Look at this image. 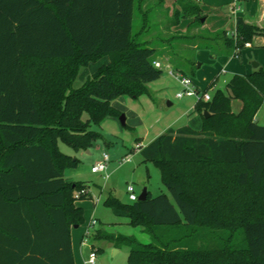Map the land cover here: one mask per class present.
I'll return each instance as SVG.
<instances>
[{"label": "trees", "instance_id": "16d2710c", "mask_svg": "<svg viewBox=\"0 0 264 264\" xmlns=\"http://www.w3.org/2000/svg\"><path fill=\"white\" fill-rule=\"evenodd\" d=\"M133 6V0H0V264H73L70 229L82 222L73 200L88 192L64 180L61 169L77 161L57 141L87 150L95 139L91 123L119 116L112 101L137 99L160 77L156 49L133 41ZM172 16L173 26L183 17L199 25L204 17L192 0L179 1ZM209 38L220 41V53L238 56L264 38V28L236 17L231 34ZM101 56L107 63L73 88L78 68ZM232 98L241 102L238 113L230 110ZM263 101L258 66L232 75L225 93L196 101L200 131L169 128L138 146L170 198L146 191L143 201L127 205L107 196L104 205L141 226L150 242L102 230L93 238L127 247L128 264H264V125L254 121Z\"/></svg>", "mask_w": 264, "mask_h": 264}, {"label": "rangeland", "instance_id": "374dc122", "mask_svg": "<svg viewBox=\"0 0 264 264\" xmlns=\"http://www.w3.org/2000/svg\"><path fill=\"white\" fill-rule=\"evenodd\" d=\"M133 1V41L156 49L158 56L155 61L162 64L160 77L147 83V93L138 95L137 99L121 97L112 101L111 106L119 116L125 117L124 126L120 125L119 116H106L99 124L91 123L89 129L95 139L87 150L74 151L57 141L58 150L77 161L75 166L61 169L63 177H71L70 182L84 184L88 192L87 197L73 200L74 205L82 209V222L71 230L75 264H87L91 252L95 254L92 264H128L127 247H116L108 240L94 239L97 230L113 236L133 237L144 244L150 242L141 226L133 227L127 219L113 215L104 205V200L112 196L120 203L131 204L126 193L128 185L133 187L137 197L144 188L150 197L164 193L170 198L155 164L142 161L139 153L129 150L136 147L138 141L147 145L169 128L188 126L194 131L202 128L201 115L194 109L197 99L175 97L181 87L180 74L172 68L173 61L176 59L199 92L206 89L209 96L216 90L225 93V85L232 75L245 74L252 69L254 62L264 71V47L258 46L260 40L247 45L235 56L220 53V41L209 38L215 32H230L236 17L251 16L255 0H239L235 13L227 0H192L201 7L203 22L191 24L193 19L183 17L178 26L172 25V13L181 0ZM171 54L176 56L175 59ZM106 62L107 57L101 56L81 65L72 87H80ZM240 108L241 102L232 98L230 110L238 113ZM254 117L259 125H264V101ZM85 118L82 117L83 120ZM104 153L109 157L104 172L91 173V165ZM124 159L127 160L123 162ZM91 220L95 224L88 227Z\"/></svg>", "mask_w": 264, "mask_h": 264}, {"label": "built area", "instance_id": "2783aa9c", "mask_svg": "<svg viewBox=\"0 0 264 264\" xmlns=\"http://www.w3.org/2000/svg\"><path fill=\"white\" fill-rule=\"evenodd\" d=\"M153 65L157 68H162V65L157 62V61H154L153 62ZM169 67V66H168ZM167 67V69H168ZM171 73V71H169ZM179 80V84H180V87H181V90L178 91L176 94H175V97L178 98V99H181L185 96L187 97H195L198 101V100H202V101H208L210 99V96L207 95V93H202V92H197L196 91V87L194 86L193 82L189 79V77L187 76H180V78L178 79ZM109 160V157L107 154H102L100 156L99 159L95 160V162L91 165L90 167V172L95 174V173H103L105 168H106V164ZM127 159H124L122 160L123 162L126 161ZM85 190H81L77 193H75L74 197L75 198H78L79 195L81 194H85ZM126 193H127V196H128V200L130 202H134L137 200V196H135L134 194V190H133V187L131 185H128L126 187ZM95 224V221L91 220V222L88 224V227L92 226ZM88 231V230H86ZM87 233V232H86ZM94 259H95V254L93 252H91L89 254V257H88V260H87V264H92L94 262Z\"/></svg>", "mask_w": 264, "mask_h": 264}, {"label": "crops", "instance_id": "0c3cea01", "mask_svg": "<svg viewBox=\"0 0 264 264\" xmlns=\"http://www.w3.org/2000/svg\"><path fill=\"white\" fill-rule=\"evenodd\" d=\"M226 3H227V4H230V5L233 6V8H231V10H232L233 13H235L236 10H237V9H235V8H236V5H237L238 1H237V0H227ZM241 18H243L245 22L247 21V22H249V23H252V24L257 25V26L260 27V28H264V0H255V8H254V10H253V12H252V15L249 16L248 14H246V15H244V16H241ZM233 27H234V23H233ZM232 32H233V29H231V31H230V32H227V33L231 34ZM256 40H260V41H259V45H263V44H264V38H257V39H255L254 41H256ZM106 63H107V62H106ZM161 65H162V64H161ZM251 70H253V68H252ZM251 70H250V71H251ZM250 71L248 70V71H247L245 74H243V75L248 74ZM118 98H121V97H118ZM254 121H255L256 123H258V121L255 120V117H254ZM258 124H259V123H258ZM167 130H168V129H167ZM162 134H163V133H162ZM153 140H154V139H153ZM135 146H136V147H134L135 150H133V152H137V153H139V149L137 150V147H138V146H140V147H144V146H146V145H144V144L140 143V141H138V142L135 143ZM63 178H64V180H65L66 182H70V178H71V177H63ZM89 197H91V196L89 195ZM73 228H74V226H73ZM73 228L70 229V240H71V251H72L73 264H75V255H74L73 239H72V232H71V230H72ZM76 228H77V226H76Z\"/></svg>", "mask_w": 264, "mask_h": 264}, {"label": "water", "instance_id": "95a60500", "mask_svg": "<svg viewBox=\"0 0 264 264\" xmlns=\"http://www.w3.org/2000/svg\"><path fill=\"white\" fill-rule=\"evenodd\" d=\"M203 18L201 19V22H203ZM259 66V64L258 63H252V68L253 69H256L257 67ZM208 116V113L205 111L204 112V117H207ZM118 121H119V123H120V125L121 126H124V124H125V117L123 116V115H120L119 117H118ZM146 196H147V192H146V190L143 188L141 191H140V193H139V195H138V197H137V201H143V200H145L146 199ZM74 228H76V226H74Z\"/></svg>", "mask_w": 264, "mask_h": 264}]
</instances>
